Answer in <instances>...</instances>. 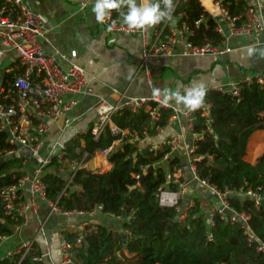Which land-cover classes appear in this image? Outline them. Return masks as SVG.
Masks as SVG:
<instances>
[{
    "label": "trees",
    "instance_id": "1",
    "mask_svg": "<svg viewBox=\"0 0 264 264\" xmlns=\"http://www.w3.org/2000/svg\"><path fill=\"white\" fill-rule=\"evenodd\" d=\"M174 3L173 16L183 14L179 22L186 23L192 31L190 41L196 45L222 42V35L214 31L216 20L210 18L198 0H174ZM249 3L250 0H219L230 17H241ZM112 17L117 24H123L119 11H113ZM18 73L5 72L2 86H7ZM204 103L208 105V116L194 112L189 118L192 134L200 136L190 154L197 158L192 160L196 175L221 192L251 190L264 197V154L253 165L243 160L249 137L256 131H264V85L242 84L238 100L228 92L208 90ZM172 115V110L160 109L157 120H152L144 109L125 110L112 121L121 131H128V135L115 136L105 129L94 139L88 131L65 145L63 161L69 163L83 158L90 160L120 140V146L107 155L111 169L105 173L81 168L71 173L68 183L53 171L61 167L56 159L43 168L41 180L46 185V199L62 213H89L100 206L102 214L126 220L124 228L129 232L126 241L102 225L86 228L80 245L75 244L76 235L66 233L64 239L72 244L69 256L75 264H264V253L257 250L259 245L264 246V205L257 206L248 198L229 199L233 212L249 216L244 226L219 215L209 224L197 198L192 206L183 207L179 202V210L159 206L160 191L166 187L177 190L175 184L168 185L167 179L182 168V160L172 157L164 169L155 163L171 153L169 144L146 157L130 141L154 137L167 126ZM4 150L12 148L7 143V134L0 131V152ZM24 160L20 155L0 162V189L15 184L26 173ZM149 167L153 168L150 172ZM135 175L140 179H134ZM179 182H183L182 178ZM21 224L22 220L15 222L4 214L0 202V237L13 235L14 228ZM123 248L128 257L123 255ZM21 255L2 258L0 264H42L33 261L39 256L35 248Z\"/></svg>",
    "mask_w": 264,
    "mask_h": 264
},
{
    "label": "crops",
    "instance_id": "2",
    "mask_svg": "<svg viewBox=\"0 0 264 264\" xmlns=\"http://www.w3.org/2000/svg\"><path fill=\"white\" fill-rule=\"evenodd\" d=\"M85 1L24 0L44 25L47 28H52L45 35L47 42L40 41L44 53L55 56V53L59 52L68 57L70 52L75 51V58L68 57L66 62H59L63 67L67 66L68 62L80 66L87 74L93 90L91 96L81 98L78 106L67 115L71 118L69 126L65 127L63 120L56 124H50L49 133L45 136L37 155L29 150H22L20 155L27 161L26 171L28 172L38 168L48 156L54 155L60 145L65 147L70 141L76 140L90 131L96 122V115L91 107L98 98L114 102L121 96L125 98L148 97L157 88L174 91L179 86L183 91L197 83L203 84L207 91H215L216 88L222 87L228 92V87L232 84L242 83L258 74L264 75V55L260 54L261 50H264V43L255 45L245 37H232L227 41L232 51L221 57L193 58L184 56L179 50H176L168 57L153 58L148 64L150 77L147 78L143 68L140 67L141 35L122 33L115 35L108 32L103 25L95 21L92 13L94 0H89L87 5L82 7V3ZM198 1L209 16H214L217 22H221L218 7L212 0H209L210 4L208 3L207 6L203 0ZM250 1L254 2L255 0ZM259 1L264 14V0ZM173 17L177 21L175 25L179 27L182 17L179 18L178 14ZM173 21L175 20L173 19ZM173 21L171 22L172 26L174 25ZM147 32L150 34V30ZM251 46L255 47L256 52L250 56L247 50ZM0 49L2 50L1 44ZM11 65L10 59L3 54L0 58V85L3 74L9 70ZM171 107H174L179 113L183 111L174 104ZM126 135L128 134L124 136ZM198 139L200 136L191 132L189 120L183 115H179L177 119L172 116L167 126L154 137L140 141L135 139L130 142L136 143L138 150L146 157L164 145H171V153L155 164L163 165V168L166 169L168 161L172 157H180L183 166L178 169L179 178H182L183 183L186 184V189L181 193L179 201L183 207H187L193 205L195 198L200 199L201 211L207 214L217 205V202L206 195L197 182L192 181L186 156V150L193 148L195 140ZM171 141H175L176 145H172ZM80 145H84L83 140H80ZM119 146L120 141H116L112 149ZM262 154H264V131H256L248 139L243 160L253 165ZM194 159L192 158V160ZM82 168L94 173H105L111 169V165L107 157H100L96 154L90 160L83 161ZM51 169L53 170V168ZM72 169L73 167L68 163L63 165L61 171L57 169L53 171L69 181ZM173 174L167 179L168 185L174 184ZM165 189L170 191L168 187ZM20 195L23 201L27 203L31 201L29 187L22 188ZM125 222L126 220L121 217H108L96 209L82 215L77 212L55 215L50 212L45 203L38 201L31 207L21 226L17 230L14 228L13 235L3 242L0 247V260L8 252L15 250L23 241L31 239L35 251L37 250L42 257V264H75L73 262L64 263L62 259L60 243L65 240L66 233L77 235L81 232V227L85 230L88 227L102 225L111 232L122 235L123 240L126 241L129 232L124 228ZM40 229H42L41 232H39ZM122 250L123 255L128 257L126 250L124 248Z\"/></svg>",
    "mask_w": 264,
    "mask_h": 264
},
{
    "label": "built area",
    "instance_id": "3",
    "mask_svg": "<svg viewBox=\"0 0 264 264\" xmlns=\"http://www.w3.org/2000/svg\"><path fill=\"white\" fill-rule=\"evenodd\" d=\"M218 7V14L221 16V22L216 21L214 31L222 35L223 40L218 45L211 43H203L196 45L190 41L189 37L192 31L186 23L182 22L179 27L171 24V21H164L150 29L148 32L129 31L123 24H117L112 15L105 23H98L113 34H140L142 37L141 48V65L144 74L147 78L150 77L148 68L149 61L153 58H164L179 50L184 56L199 58L204 56L221 57L229 54L232 49L227 41L232 37H245L253 44L259 45L264 43V14L260 8V1L255 0L248 4L246 10L241 17H230L227 11L220 7L219 0H212ZM0 7V58L5 54L11 61L12 65L7 72L17 70L11 82L7 86L0 85V131L7 134V143L12 150H4L0 152V162L9 159L14 154H21L22 150H29L33 154H38L43 145L45 136L49 133L50 124H56L63 120L64 126H69L71 118L67 115L78 106L81 98L91 96L93 94L92 87L85 71L75 63H69L63 67L60 62H66L69 58H75L76 52L72 51L68 57L66 54L59 52L55 56L46 55L41 46V40L47 42L45 35L52 28L46 27L43 21L35 15L24 0H1ZM89 0L82 3L85 7ZM173 15V14H172ZM178 17H183V14H178ZM214 19V16H210ZM242 19V23H237ZM111 26V30H109ZM60 61V62H59ZM256 82L264 85V75L258 74L254 77L246 79L239 84H232L228 87V93L238 100L241 85H251ZM215 91L226 92L225 88L219 87ZM141 109L146 110L152 120H157V112L160 109H170L173 111L174 119L179 115L189 120L194 112L182 111L178 112L174 107L165 106L161 97H155L151 94L148 97H123L121 96L114 102H109L104 98H98L93 103L91 110L96 115V122L90 129V133L94 139H98L105 129H109L112 135L124 136L127 131H121L112 121L114 116L119 115L122 111L137 112ZM202 116H208V105L196 110ZM171 116V117H172ZM192 129V128H191ZM136 138V133H133ZM120 141V140H117ZM172 145H176L175 141H171ZM171 146V145H170ZM65 147L60 145L54 155L48 156L42 161L40 166L26 173L17 182L11 186L0 189V202L6 216H10L11 220L18 222L27 218L31 207L36 202L42 201L45 203L50 212L55 215L69 214L62 213L55 204L46 199V185L42 182L41 177L43 168L51 164L53 159H56L63 169V161ZM112 150V146L98 153L100 157H107ZM193 148L186 150L188 160V168L191 172L192 181L197 182L199 186L206 192L215 197L217 205L207 213V221L210 224L213 217L219 215L222 218L227 217L231 223L239 222L243 226L249 219L245 213L236 214L229 207L230 195H240L242 199L248 198L255 201V205H259V199L262 198L256 191H240L221 192L213 185L208 184L205 180H201L196 175L195 166L192 163L191 153ZM166 156H164V159ZM197 159V158H195ZM84 160L71 161L69 164L73 167V174L78 169L82 168ZM26 160H24V164ZM70 175V178L72 177ZM180 172L177 170L173 174V182L177 186L176 191L162 190L158 195V204L160 207L172 208L176 207L179 210V199L181 193L185 191L186 184L179 182ZM134 179H140L139 175L133 176ZM70 178L68 183L70 182ZM29 187L31 193V201L28 203L23 201L20 195V190L24 187ZM239 196V197H240ZM98 212L102 211L100 206L95 208ZM94 209V210H95ZM92 212V211H91ZM77 214H84L77 212ZM88 214V213H87ZM108 217H115L112 214H105ZM21 226V225H20ZM20 226L15 227L17 230ZM248 231V229L246 228ZM42 229L39 230L41 232ZM86 236V229L81 227V232L76 235L75 244L80 245ZM129 236V233H128ZM8 237H0V247L3 242H6ZM251 238L249 239L250 242ZM74 244V245H75ZM33 240L23 241L15 250L8 252L3 258H10L12 255L22 253V257L27 255L34 248ZM72 244L66 240L60 243V252L64 263L73 262L70 258V250ZM259 252L264 253V246L259 245ZM42 257L36 256L34 262L40 263ZM42 263V262H41ZM74 263V262H73Z\"/></svg>",
    "mask_w": 264,
    "mask_h": 264
},
{
    "label": "clouds",
    "instance_id": "4",
    "mask_svg": "<svg viewBox=\"0 0 264 264\" xmlns=\"http://www.w3.org/2000/svg\"><path fill=\"white\" fill-rule=\"evenodd\" d=\"M113 11H119L123 18V25L129 31L146 32L164 21H171L175 11L174 0H94L92 13L97 23H105L111 18ZM111 30V26H109ZM248 54H255L254 46L248 48ZM264 55V50H261ZM207 89L197 83L183 89L178 86L174 91L170 89L153 90V96L162 97L165 106L174 104L183 111L195 112L204 106Z\"/></svg>",
    "mask_w": 264,
    "mask_h": 264
},
{
    "label": "water",
    "instance_id": "5",
    "mask_svg": "<svg viewBox=\"0 0 264 264\" xmlns=\"http://www.w3.org/2000/svg\"><path fill=\"white\" fill-rule=\"evenodd\" d=\"M173 22H174V25H175V21H173ZM19 156H20L19 153L14 154V157H19ZM152 170H153L152 167H149V168H148V172H150V171H152ZM69 185H70V184H69ZM206 195H208L210 198L215 199V197H213V196H212L211 194H209V193H206ZM230 198H238V199L242 200V197H237V196H235V195H230V196H228V199H230ZM259 202H260L261 205H264V197L260 198V199H259ZM124 238H125V237H124Z\"/></svg>",
    "mask_w": 264,
    "mask_h": 264
},
{
    "label": "bare ground",
    "instance_id": "6",
    "mask_svg": "<svg viewBox=\"0 0 264 264\" xmlns=\"http://www.w3.org/2000/svg\"><path fill=\"white\" fill-rule=\"evenodd\" d=\"M203 1H204V3H205L206 6L208 5V3L210 4L209 0H203Z\"/></svg>",
    "mask_w": 264,
    "mask_h": 264
},
{
    "label": "rangeland",
    "instance_id": "7",
    "mask_svg": "<svg viewBox=\"0 0 264 264\" xmlns=\"http://www.w3.org/2000/svg\"><path fill=\"white\" fill-rule=\"evenodd\" d=\"M204 3V2H203ZM27 168H28V166H27ZM211 209V208H210ZM210 209H208V210H210Z\"/></svg>",
    "mask_w": 264,
    "mask_h": 264
}]
</instances>
